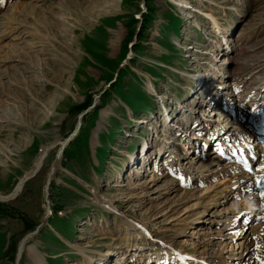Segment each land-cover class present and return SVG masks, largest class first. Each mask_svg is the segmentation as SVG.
Returning <instances> with one entry per match:
<instances>
[{
  "label": "rangeland",
  "instance_id": "obj_1",
  "mask_svg": "<svg viewBox=\"0 0 264 264\" xmlns=\"http://www.w3.org/2000/svg\"><path fill=\"white\" fill-rule=\"evenodd\" d=\"M23 2L35 4L34 12L24 15ZM141 5L142 0L0 3V36L9 34L0 44V115L8 120L0 122V195H9L31 172L42 147L54 145L17 197L0 200V264H16L22 239L45 215L38 235L26 240L18 264L32 263L29 247H36L42 264H82L80 250L89 257L103 254L117 238L133 232L125 228L128 222L139 223L152 238L159 236L158 244L171 241L162 233L178 226L184 231L182 221H190L185 232H174L176 245L168 244L186 264H207L214 250L221 252L222 263L235 264L232 259L244 245L253 249L255 237L264 240V182L246 180L230 188L213 209L192 216L219 183L242 173L212 149L216 142L207 145L209 132H197L196 125H211V133L231 127L228 146L240 131L249 134L245 124L253 119L248 112L254 110L253 100L261 93L254 96L255 88L264 78V69L259 70L264 66V0H146L139 17ZM104 30L110 31L99 41ZM249 63L253 67L245 68ZM215 66L221 78L205 75ZM202 79L219 92V106L211 107L206 85L196 89ZM192 99L199 105H192ZM225 100L229 109L222 106ZM214 108L228 117L214 116ZM84 110L46 197L59 144L73 133ZM12 117L23 122L17 125ZM197 117L190 129L179 126L182 118ZM193 133L198 137L191 138ZM188 141L192 146L183 147ZM217 142L223 150L224 142ZM259 146L258 153L264 150ZM197 156L210 163L208 168L163 186L169 170L197 166L189 163L197 162ZM255 156L251 170L261 172L264 157ZM225 223L232 225L225 228ZM134 249L110 255L108 263L137 257ZM165 253L170 255L153 254Z\"/></svg>",
  "mask_w": 264,
  "mask_h": 264
},
{
  "label": "bare ground",
  "instance_id": "obj_2",
  "mask_svg": "<svg viewBox=\"0 0 264 264\" xmlns=\"http://www.w3.org/2000/svg\"><path fill=\"white\" fill-rule=\"evenodd\" d=\"M24 4L25 3L23 2L22 3L23 9H21V11L24 12L23 13L24 15H27L28 16V12L33 11L36 8V5L33 4V3L32 4H26V5H24ZM12 28H15V27H12ZM8 35L5 33V34H2L0 36V44L2 43L3 39H5ZM226 58H227V56H224L223 57L224 60L221 63H224V61L226 60ZM253 65H250V63H249V64L246 65L247 67L245 66V68H248L249 69V68L253 67ZM263 69H264V66H263V68H261L259 70H263ZM219 71H220V68L215 66V71H213L212 73L211 72H207V73L205 72L206 73L205 75H209V76H214L215 75V76L221 78L222 76L221 77L219 76ZM244 72L245 71L243 69V73ZM203 75L204 74H202L201 76L203 77ZM199 77H200V75L197 78H199ZM261 80H262L263 83L259 84V85H261V87L255 88V91L257 93H254V96L258 97V91H261V93L259 94V97L256 98L257 100H253V101H255L254 102V105L255 106L253 105L254 106V110L252 109V110H250L248 112V114H250V116H251L250 117L251 120L253 119V121L252 122H249L248 121L245 124V126H247V129L248 128L250 129V132L248 134L247 132L240 131L241 133H239L240 134L239 139H238V141H235V142H238V144H235L234 141H231V143H232V145H231V151L230 150L229 151L227 150V148L230 146V145L228 146V142H230V141H228V139L230 138V136L233 133L232 132L233 130L231 129V127L228 128V129H225V130H222L220 128L219 129L217 128V129H214V132L211 133L207 129L211 125H208V126L207 125H201L202 124V121H201V123H199V124L196 125V127H197L196 130H198L197 132H199V133H201L203 135H204V133L209 132V133L205 134V136H207L206 137V143H207L208 146H211V141H212V143L216 142L215 145L214 144L212 145L213 146L212 149H215L217 153L220 152V150H221L220 149V145L218 144L217 141L222 140L224 142L223 150H221L222 151L221 154L223 156V159H225V158L229 159V161L233 162L236 166H240L242 164V162L239 161V160H235L234 159L233 152H238V153L241 152V153H244V154H247V155L251 154L253 156H255V154H259V155L262 154V157H264V150L262 152L258 153L259 152L258 151V146L259 145H260L259 148L264 149V145H262L264 143V140L258 135V133H257L258 130H256V127L254 128V125L255 124L258 125V120H254V118L257 117L259 114H261V111L264 110V92H262V91H264V86H262V85H264V78L261 79ZM251 83H254V82L251 81ZM203 85H206V87H207L206 88V94L209 96V102L211 101V107H216V105L219 106L220 105V101H217L216 100V98H218V96H219L218 95L219 92L216 91L215 88H214V86L212 87V84H209L206 79H204V80L202 79L201 84H197L196 89L202 90ZM222 86H224V84H222ZM203 89H205V88H203ZM199 102L200 101H196V100H193V99L191 100V104L192 105H194V104L199 105ZM208 104H210V103H208ZM212 104H214V105H212ZM222 106H225L224 108L229 109L228 108L229 105H228V102L227 101L224 102V104ZM193 108H195V106H193ZM201 110H202V113L205 115L206 112H207V110L205 111V109H200V111ZM187 112H188V109L185 111V113H187ZM210 112H213L214 113V116L215 115H218V118L219 119L222 116H223L222 118H227L228 117L227 114H226V112L225 113H224V111L221 112V113L220 112H216V109L215 108L212 109ZM197 115H198V113H197ZM186 116H188V115H186ZM8 117H9V115H8ZM199 117H197V118H182L181 119V123L179 122V124H180L179 126L182 125L183 128L187 126V128L190 129V124H192V123H190V121H193L194 119L195 120H198ZM201 117H203V115ZM12 118H13V120H15V124L19 125L18 123H20L21 120L19 121L18 120L19 119L18 117H12ZM2 120L3 121H8L7 118H6V116H2V114H1L0 115V122ZM178 121H180L179 118L177 119V122ZM215 121H217V120H215ZM21 122H23V121H21ZM191 128L193 129L194 127H191ZM79 130H80V128H79ZM79 130H78V132H79ZM78 132H77V134H78ZM251 133H252V135H251ZM195 134L196 133H193L191 135V138L192 137H198V135H195ZM253 137L256 138V141L255 142H252V140H251V139H253ZM188 142H189V144H187V143L186 144L179 143L178 145L181 146V144H182L183 147H185L186 145H187V147L188 146H192V142L191 143H190V141H188ZM196 142L197 141H195V144H196ZM225 147H227V148H225ZM224 148L226 149V151H224ZM50 149H51L50 146L42 147V149L40 150L38 156L36 157V159L34 161V165H33V168L31 170V172L28 173L27 175H25L24 178H26V176L30 175L36 168H39V167L41 168L42 167L43 161L47 157ZM202 151H203V148L200 149V152H202ZM163 152H164V149H159L158 150V153H163ZM171 153H174V152H171ZM160 155H162V154H160ZM173 157L175 158V160H178V158L175 155ZM197 157H199V159H198L197 162H195V163L189 162V163H191L193 165H195L196 163H198L197 166H194V167L188 166L187 169L185 168V170L182 169L183 171L181 170V171H177L175 173L172 172V170H169V172H167V174L165 176V178H167L168 180H166V181L164 180V185L163 184L162 185L163 186H168L172 182H174L176 179H184V180L185 179H188L196 171L197 172H201L203 169L208 168V166L210 165V163L209 162L202 161L203 159H201V156H197ZM147 158H148V156L145 157L146 162H147ZM237 163H240V165L237 164ZM249 163H250V161H249ZM144 164H145V162H143V165ZM171 168L172 167H170V169ZM251 169L252 168L249 167V170L246 171V170H244L241 167L240 171L242 170L244 172L236 174L234 176V178L230 179L229 181L224 182V184L223 183L222 184L219 183V185L220 184L221 185L220 186L218 185V187L214 188L212 190V193L213 194L210 196V198L207 201L203 202L202 210L199 211V212H197V213H195V214H193L192 216H194V218H198L201 214L206 213L205 211L209 210V208L210 209H213L215 207V205L219 204L220 201H221V199L223 197H225V193H227L230 188H235V187L237 188V187H239L240 184H244L246 182V180H247V183L248 182H251V183H254V184L255 183H257V184L263 183L264 182V169H261L262 170L261 172L258 171L259 169H254V170H251ZM50 171H51V169H50ZM49 174H50V172L47 174V177L49 176ZM136 174H138V173H136ZM23 179H21L19 181V183ZM46 181H47V179H46ZM18 184H17V187H18ZM150 187L152 189L154 186H150ZM175 191H177V190H175ZM4 198H5V196L0 195V200H4ZM202 201H204V200H202ZM108 202L109 201H106V202H104V204H106V206H108V207L111 208V205L112 204L110 203L111 204L110 205ZM49 209H50V207H49ZM194 218L193 219H190V220H194ZM226 219H227V217H226ZM124 220H126V219H124ZM126 222H128V221H124V223H126ZM182 223H183L182 225H184L183 228L185 230H186V227H188L190 225V221L189 222H186V221L183 220ZM126 224H128V226H126L125 228H128V227H130V228L133 227L134 228L133 229V232H131V233L128 232L129 234L128 233L126 234V232H125L124 234H126V235H124L123 237L121 236L122 238H119V239L117 238L116 239L117 242L114 245L109 246L106 249V251L103 252V254L99 252L95 256H90L89 257L83 250H80L79 252H82V258H83V259H81L82 260L81 261L82 264H89L90 263V260L94 261V264H99L100 262H101V264H109L108 262H109L110 259H108V258L110 257V255H112V254H119L123 249H125V251H124L125 253L124 254H126V253H128V252L131 251V250H128V249H132V248L134 249L135 248V244L137 246L136 249H138V248L140 249L138 256L137 257L135 256V258H133L131 260H125L124 263L121 262L120 264H156V263H159V262H163L164 264H186V262H183L184 260L179 259L178 257H173L172 255L171 256L170 255L167 256L166 253H165V256H163V257L162 256H158V255H154L153 252H150V250L151 251H155L157 249L155 247V244H156V238H159V236L153 238V240L150 241L146 237H148V238L151 237L152 238V236L149 233H147L144 228L143 229L138 228L139 227V225H138L139 223L138 224H135L133 222H131V223L128 222ZM226 225L227 226H225V228H228L232 224L228 223ZM185 230L183 231L180 228V226H178L177 229H174V228L173 229H170L168 231L169 233L166 231V232L162 233V235L166 239H170L171 238L170 239L171 241L168 240L166 242L168 244H171L172 246H175L176 244L174 243V240H172L173 239V236H174V232H178V233L182 234L183 232H185ZM239 231H241V230H239ZM133 234L135 236H132ZM28 239H33V237H29ZM26 243H27V241H25L24 243H20V248H19L20 250L18 249L19 250L18 252L20 254H22L23 250H25V247H27ZM147 245L149 246V248H151L152 246L155 247V248L152 247L150 250H148V249L147 250H144L146 248L142 249V246H147ZM253 245L255 247L253 249L249 245H247V246L244 245L243 246V249L239 250V253L240 254L237 255V253H236V255L238 256L237 260L232 259L233 261H235V264H264V240L262 238H260V237H255L254 242H253ZM240 246L241 245H239L238 248ZM178 247L180 248V245H178ZM28 249H29L28 252H29L30 257H31V259H30L31 262H32L31 264H42L43 262L41 261V259L38 256L39 254H38V251H37L36 247H29ZM136 249H134L132 251L133 252L132 255H136L135 254ZM157 250L159 252H164L163 249H161V251L159 249H157ZM221 255H222L221 252H218L216 250L211 251L210 252V255L207 257V259H209L210 262H207V264H218V263H220L221 262ZM221 264H225V263H222L221 262Z\"/></svg>",
  "mask_w": 264,
  "mask_h": 264
},
{
  "label": "water",
  "instance_id": "obj_3",
  "mask_svg": "<svg viewBox=\"0 0 264 264\" xmlns=\"http://www.w3.org/2000/svg\"><path fill=\"white\" fill-rule=\"evenodd\" d=\"M145 3H146V0H142V5H141V13L139 14V17L145 12ZM143 20L141 19L140 21V25H139V28H141V24H142ZM140 30V29H139ZM86 110L81 112L78 119H77V123H76V127H75V130L74 132L69 136L67 137L63 142H61L59 144V148H58V152L55 156V160H54V163L52 165V168H51V171H50V174L47 178V182H46V187L44 189V192H45V196L47 197L49 195V186H50V183L52 181V179L54 178V174L55 172L58 170V168L60 167V163H61V160H62V156H63V152L64 150L70 145V143L76 138L77 136V132L80 128V125H81V119L84 117V115L86 114ZM54 145L50 146V148H52ZM40 167L39 168H36L30 175H28L26 178H24L19 184H18V187L16 186L12 192L9 194V195H6L4 200L3 201H8L10 199H13L17 194L18 192H20L24 186V184L30 180L31 178H33L37 172L39 171ZM47 203V201H46ZM48 211V210H47ZM50 212V211H49ZM48 212V213H49ZM47 220V215L44 216V218L42 219V222L41 224L36 227L32 232H31V236L34 237L38 234L39 230H40V227L43 226V224L46 222ZM29 235V236H30ZM27 236V237H29ZM26 236L22 239L21 243H24L28 238ZM20 256L21 254L19 252L16 253V259H15V262L16 264H18V261L20 259Z\"/></svg>",
  "mask_w": 264,
  "mask_h": 264
},
{
  "label": "crops",
  "instance_id": "obj_4",
  "mask_svg": "<svg viewBox=\"0 0 264 264\" xmlns=\"http://www.w3.org/2000/svg\"><path fill=\"white\" fill-rule=\"evenodd\" d=\"M109 31H110V30H108V31H105V30H104V32H103V33L100 35V37H99V41L103 38V36L105 35V33H108ZM112 32H113V31H112ZM113 33H114V32H113ZM114 35H115V34H114ZM111 39H112V37H111V38H108L107 41H109V40H111ZM37 173H38V172H37ZM31 179H32V178H31ZM28 181H29V180H28ZM25 184H26V183H25ZM25 184H24V185H25ZM23 187H24V186H23ZM22 189H23V188H22ZM20 192H21V191H20ZM20 192H18V194H19ZM16 197H17V195H16L14 198H16ZM14 198H13V199H14ZM10 200H12V199H10ZM8 201H9V200H8ZM39 232H40V230H39ZM39 232H38V233H39ZM37 235H38V234H37ZM37 235H36V236H37Z\"/></svg>",
  "mask_w": 264,
  "mask_h": 264
},
{
  "label": "snow or ice",
  "instance_id": "obj_5",
  "mask_svg": "<svg viewBox=\"0 0 264 264\" xmlns=\"http://www.w3.org/2000/svg\"><path fill=\"white\" fill-rule=\"evenodd\" d=\"M0 3H2V0H0Z\"/></svg>",
  "mask_w": 264,
  "mask_h": 264
},
{
  "label": "trees",
  "instance_id": "obj_6",
  "mask_svg": "<svg viewBox=\"0 0 264 264\" xmlns=\"http://www.w3.org/2000/svg\"><path fill=\"white\" fill-rule=\"evenodd\" d=\"M65 151H66V150H65ZM65 151H64V153H65ZM64 153H63V154H64ZM63 157H65V156H63Z\"/></svg>",
  "mask_w": 264,
  "mask_h": 264
}]
</instances>
